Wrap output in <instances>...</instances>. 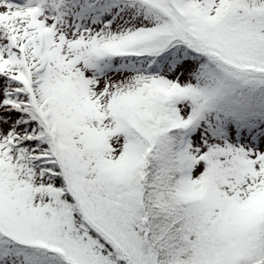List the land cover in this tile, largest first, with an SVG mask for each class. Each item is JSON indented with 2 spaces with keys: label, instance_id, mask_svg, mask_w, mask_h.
<instances>
[{
  "label": "snow or ice",
  "instance_id": "1",
  "mask_svg": "<svg viewBox=\"0 0 264 264\" xmlns=\"http://www.w3.org/2000/svg\"><path fill=\"white\" fill-rule=\"evenodd\" d=\"M0 264H264V0H0Z\"/></svg>",
  "mask_w": 264,
  "mask_h": 264
}]
</instances>
